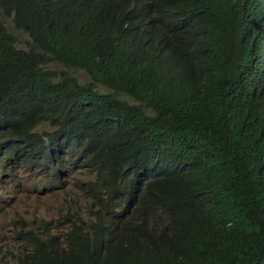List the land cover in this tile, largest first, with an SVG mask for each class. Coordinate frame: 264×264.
<instances>
[{"label":"trees","instance_id":"16d2710c","mask_svg":"<svg viewBox=\"0 0 264 264\" xmlns=\"http://www.w3.org/2000/svg\"><path fill=\"white\" fill-rule=\"evenodd\" d=\"M252 1L0 0V148L95 140L74 164L96 176L112 227L77 212L59 234L26 230L17 264H264V18L240 9Z\"/></svg>","mask_w":264,"mask_h":264},{"label":"clouds","instance_id":"9594fccd","mask_svg":"<svg viewBox=\"0 0 264 264\" xmlns=\"http://www.w3.org/2000/svg\"><path fill=\"white\" fill-rule=\"evenodd\" d=\"M241 10L248 12L252 15L258 16L259 19L264 18V0H253L249 5L244 6L240 8ZM141 26L145 29L148 28V26L145 23L144 16L141 18ZM231 28V24L229 26V30ZM132 35H136L134 32H132ZM148 35H146V38L141 37L143 40V43H147L148 47L152 46V43L148 41ZM150 43V44H149ZM260 64L264 68V44H261L260 46ZM47 125L50 128H52L48 123H42L40 124L34 132L39 133L37 130L39 127ZM55 129L52 128L48 133L43 132L39 133L43 135V140L46 137V134L50 136H54ZM75 142V143H74ZM3 143V142H2ZM18 143V142H17ZM58 145L65 144V147H72V149L68 148H55V149H47L43 146H39L38 148H32L29 150L28 153H23L24 150L19 148L17 150L10 149L11 146L3 145L2 148H0V173L1 177L0 180H9L16 176L20 180H26L30 181L31 188L25 187V193H29L31 190L40 192L42 190L41 185H34L36 176L38 173H45L49 176L50 180L53 182V184L59 183L62 188L69 183V180H75L74 174L76 172H82L85 176V181L80 183L78 185L77 182H74L77 194L73 193L72 195H69L68 198L65 199V205H67L66 210H69L71 208V204L73 205V209L69 210L68 213H64L57 224H53L47 220H40L37 221L36 227H29V226H22L18 229L16 233V239L15 241L18 243L25 244L22 238V235L26 233V230H35L38 232H43L46 229L53 228V233H57L58 225H61L62 231H67L66 228H70L71 224H66L67 215H75V213L79 212L82 222H84L86 225L91 224V220L97 221L96 225L101 227V231L107 233L108 231L112 230V227L106 223V221L103 219H100L101 216H103V209H101L94 200L90 198V190L89 186L92 183L97 182L96 176L91 172V170L86 169L82 166L81 163L74 164V162L79 161V148L81 145L87 146L88 149H91L94 145H96L95 140L84 141L83 143L80 142L78 139L72 141L71 139H68L67 141L57 140L56 142ZM82 143V144H79ZM18 145V144H17ZM19 147H22L21 145H18ZM26 155H29L30 157L27 158ZM52 165L53 167H50ZM7 166V167H6ZM3 169V171H1ZM57 170V171H56ZM81 198H84L88 204L89 208L88 211L85 213L88 218L85 219L83 217V210L81 207L77 208L79 201ZM92 207H94V211L92 210ZM100 212L102 214L100 215ZM102 221V222H101ZM22 246V245H21ZM19 250H15L14 252H18Z\"/></svg>","mask_w":264,"mask_h":264},{"label":"rangeland","instance_id":"374dc122","mask_svg":"<svg viewBox=\"0 0 264 264\" xmlns=\"http://www.w3.org/2000/svg\"><path fill=\"white\" fill-rule=\"evenodd\" d=\"M17 38L23 42L27 41L26 36H17ZM74 77L82 84L88 81L87 74L80 70L74 71ZM51 129L44 125L37 131L48 133ZM74 179L69 180V183L62 188L59 183L53 184L49 176L41 172L37 174L34 185H41L42 190L40 192L31 190L29 193H25V187L31 188L30 181L20 180L18 176L9 180H0V264H17L11 257V253H15L14 249L22 248V243L15 241L20 227H36L37 221L40 220L57 224L61 216L69 212L66 210L65 199L73 193L77 194L74 182L79 185L86 178L82 172H76ZM79 207L83 210V217L87 219L88 216L85 213L88 211L89 204L84 198L80 199L77 208ZM54 228H57L58 234L61 232L59 230L61 225Z\"/></svg>","mask_w":264,"mask_h":264}]
</instances>
